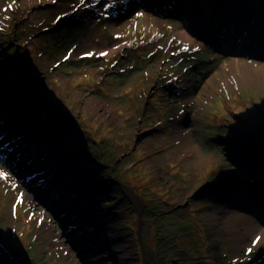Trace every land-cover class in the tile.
<instances>
[{
	"label": "rangeland",
	"instance_id": "obj_1",
	"mask_svg": "<svg viewBox=\"0 0 264 264\" xmlns=\"http://www.w3.org/2000/svg\"><path fill=\"white\" fill-rule=\"evenodd\" d=\"M163 1L0 0V264H264V0Z\"/></svg>",
	"mask_w": 264,
	"mask_h": 264
},
{
	"label": "bare ground",
	"instance_id": "obj_2",
	"mask_svg": "<svg viewBox=\"0 0 264 264\" xmlns=\"http://www.w3.org/2000/svg\"><path fill=\"white\" fill-rule=\"evenodd\" d=\"M183 39L186 42H191L189 36L186 33H183ZM232 70H233V74L237 77V79L244 78V80H247V78L251 77L252 75L259 76L258 78H264V67H259V68L253 69L251 67H247L246 64L239 62V63H237L236 66L233 67ZM237 70L238 71H244L245 70V71H247V73L241 74ZM237 73H239V74H237ZM240 74H241V76H240ZM59 186L62 187V185H59ZM248 228H249V231L252 230L253 228L256 229L255 226H251V227H248ZM261 235L263 236V239H264V230H261ZM12 264H14V259H13Z\"/></svg>",
	"mask_w": 264,
	"mask_h": 264
},
{
	"label": "trees",
	"instance_id": "obj_3",
	"mask_svg": "<svg viewBox=\"0 0 264 264\" xmlns=\"http://www.w3.org/2000/svg\"><path fill=\"white\" fill-rule=\"evenodd\" d=\"M163 4H171L170 3V0H164L163 2H162ZM210 13L208 12V10H207V14H206V16H208ZM263 16H264V14H263ZM64 23V22H63ZM64 26H66V25H63V27ZM67 26H68V24H67ZM68 29H71L70 27H68ZM70 33V32H69ZM74 35V34H73ZM253 37V39H258V37L257 36H252ZM259 37H264V34H260L259 35ZM261 39H263V38H261ZM261 39H258V40H256L257 42H260V40ZM38 91H41V90H38ZM46 97L48 98L49 97V94L48 93H46ZM101 136H103L102 134H100L99 136H95L94 137V139H96L97 137H101ZM103 138H105V136H103L102 138H98V140H100V139H102V140H100V141H95L94 140V145H97L96 143L98 142V143H100V142H102L104 139ZM94 152H96L97 154H99V155H102V151H101V148L99 149V148H97V147H94ZM108 160H109V158H108ZM142 195V194H141ZM143 195H146L145 194V192L143 193ZM191 216H193V218H195V216L194 215H191ZM192 218V219H193ZM162 219V218H161ZM199 228V227H198ZM198 231V229L194 226V228H193V231L191 232V233H196ZM199 231H201L200 230V228H199ZM198 240H196L197 242H199V241H201V238H197ZM200 245H201V243H200ZM20 264L19 263V259L18 258H14V264Z\"/></svg>",
	"mask_w": 264,
	"mask_h": 264
},
{
	"label": "snow or ice",
	"instance_id": "obj_4",
	"mask_svg": "<svg viewBox=\"0 0 264 264\" xmlns=\"http://www.w3.org/2000/svg\"><path fill=\"white\" fill-rule=\"evenodd\" d=\"M84 2V0H81V3H83ZM12 7V4H9L8 5V8L10 9ZM88 55H91V53H88ZM101 55H106L105 53H101ZM7 178V174L5 173V172H3V171H0V179H6ZM260 240V237L258 236V237H256V239L255 240H253V245H255L258 241ZM251 251H252V249L251 248H249L248 250H247V253H246V255L248 254V253H251Z\"/></svg>",
	"mask_w": 264,
	"mask_h": 264
}]
</instances>
